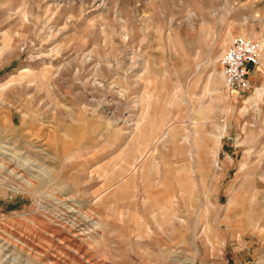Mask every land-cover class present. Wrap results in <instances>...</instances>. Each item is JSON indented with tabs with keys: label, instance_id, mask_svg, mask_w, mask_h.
<instances>
[{
	"label": "rangeland",
	"instance_id": "1",
	"mask_svg": "<svg viewBox=\"0 0 264 264\" xmlns=\"http://www.w3.org/2000/svg\"><path fill=\"white\" fill-rule=\"evenodd\" d=\"M234 36L261 58L230 90ZM2 161L0 264H264V0H0Z\"/></svg>",
	"mask_w": 264,
	"mask_h": 264
},
{
	"label": "bare ground",
	"instance_id": "2",
	"mask_svg": "<svg viewBox=\"0 0 264 264\" xmlns=\"http://www.w3.org/2000/svg\"><path fill=\"white\" fill-rule=\"evenodd\" d=\"M49 121L51 120L48 118L47 122ZM33 140L34 141L30 142L32 151H34L35 153L33 156L35 158L37 157L42 158L44 161V159L47 157V154H48L44 146V140L38 137H35ZM38 154L42 156H39ZM211 154H212L213 160L217 161V151H212ZM28 163H29V160L27 159L20 162V164H23V165H26ZM0 166L5 168V166H9V163L8 161L6 162L2 161L0 162ZM22 169H19L17 168L16 165H14L10 168L8 172L11 174V178L14 181V184H17L18 186H21V187L24 186V188L30 187L33 184V181L30 178L26 177V172L25 170H22ZM43 173L44 175H46L48 172L44 171ZM39 195L43 197L38 201V206L41 205L43 209L46 210L45 217L48 216L47 219L51 220V223H53L55 226H58L59 228L64 229L65 231H68L69 233H72V235L76 237L83 235L85 233H89V231H92V228L90 229V224H88V221L91 218H89L88 215L86 213H83V211H81L79 208L77 209L75 207H72L71 205L66 204L67 200L63 199L59 194H56L53 197L51 196L50 197L51 199H48L45 195H42V194H39ZM6 245H7L6 247H10L12 249L15 247V244L11 243L10 241H8Z\"/></svg>",
	"mask_w": 264,
	"mask_h": 264
},
{
	"label": "built area",
	"instance_id": "3",
	"mask_svg": "<svg viewBox=\"0 0 264 264\" xmlns=\"http://www.w3.org/2000/svg\"><path fill=\"white\" fill-rule=\"evenodd\" d=\"M260 58L257 41L234 36L218 57L225 87L230 90L249 87V71L260 63Z\"/></svg>",
	"mask_w": 264,
	"mask_h": 264
},
{
	"label": "crops",
	"instance_id": "4",
	"mask_svg": "<svg viewBox=\"0 0 264 264\" xmlns=\"http://www.w3.org/2000/svg\"><path fill=\"white\" fill-rule=\"evenodd\" d=\"M255 68V67H254ZM254 68H252V69H250V71H249V75H248V78L250 79V77H251V72H252V70L254 69ZM250 82V81H249Z\"/></svg>",
	"mask_w": 264,
	"mask_h": 264
}]
</instances>
